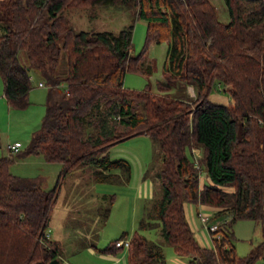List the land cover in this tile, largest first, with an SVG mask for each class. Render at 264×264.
I'll use <instances>...</instances> for the list:
<instances>
[{
  "label": "trees",
  "instance_id": "trees-1",
  "mask_svg": "<svg viewBox=\"0 0 264 264\" xmlns=\"http://www.w3.org/2000/svg\"><path fill=\"white\" fill-rule=\"evenodd\" d=\"M223 1L226 23L210 0H0L8 107L29 106L34 79L49 91L64 86L60 96L49 93L26 148L0 156V264L59 261L61 244L47 232L60 181L78 166L91 167L98 182L129 181L130 162L110 151L138 135L158 142L161 194L145 206L139 232L123 233L102 253H117L125 246L116 242L129 236L127 264H167L161 244L189 264H256L264 244L239 257L233 225L264 222V0ZM108 6L146 22L139 54H130L133 25L118 33L76 31L65 15ZM151 43L167 44L162 79L155 89L126 88L125 73L152 72L144 65ZM215 86L230 96L227 105L209 101ZM29 155L61 164L52 188L13 173L15 159ZM201 176L208 182L201 185ZM185 203L212 209L219 225L210 248L197 241ZM151 229L159 230V241L140 233Z\"/></svg>",
  "mask_w": 264,
  "mask_h": 264
},
{
  "label": "rangeland",
  "instance_id": "rangeland-1",
  "mask_svg": "<svg viewBox=\"0 0 264 264\" xmlns=\"http://www.w3.org/2000/svg\"><path fill=\"white\" fill-rule=\"evenodd\" d=\"M210 1L214 5L219 21L228 22L229 15L224 1ZM65 15L76 31L118 33L127 26L133 25L130 54L135 56L144 48L146 22L135 20L128 10L113 6L95 9L69 8L65 11ZM166 48V43L149 44L145 52L144 65L145 67L151 65L152 72L146 75L127 72L124 76V86L134 90L155 89L157 80L163 77ZM33 86L29 94L30 105L25 109H9L8 111L5 99L0 97V142L2 145L20 142L24 150L32 133L39 129L46 112L47 89L46 86L38 87L35 79ZM177 86L183 85L177 83L175 87ZM175 87L172 89L173 92ZM177 89L180 92L181 88L177 87ZM188 89L193 97V88L189 86ZM230 100L223 86L213 87L209 101L227 105ZM110 152V154L116 153L117 158H126L130 162L132 170L129 181L126 182L121 178L119 182L116 180L98 182L89 166H78L60 181L57 201L49 222L57 241L62 245L63 259L60 264H119L109 257L101 256L105 254L102 251L123 233H128L130 236L135 231L139 232L138 223L145 213V206L161 194L156 176L159 169V147L156 140L146 135H138L117 144ZM193 152L195 155L199 154L195 149ZM11 170L19 176L35 179L45 189H50L55 184L61 164L47 162L40 155H29L16 158ZM112 172L119 174L118 170ZM151 189L153 197L149 196ZM198 212L212 213L208 208L206 210L196 208L193 209L190 220L193 231L200 235L204 233L206 243L211 245L210 233L199 221L196 215ZM263 230L264 222L246 219L236 221L233 225V245L236 254L239 257L247 256L252 250L264 244ZM158 231L151 229L140 233L150 241L157 242L160 240ZM128 237L123 240H128ZM161 245L167 264H189V258L178 256L170 245ZM88 246L93 247L94 251L92 252ZM113 255L122 256L123 254L117 251ZM263 263L262 251L256 264Z\"/></svg>",
  "mask_w": 264,
  "mask_h": 264
},
{
  "label": "crops",
  "instance_id": "crops-1",
  "mask_svg": "<svg viewBox=\"0 0 264 264\" xmlns=\"http://www.w3.org/2000/svg\"><path fill=\"white\" fill-rule=\"evenodd\" d=\"M1 79V78H0ZM36 80V82L38 83V82H40V80H38V79H35ZM38 87H40V88H43V87H45L44 85H42V86H38ZM189 88V87H188ZM46 89H47V97H46V102H47V98H48V96H49V93H52V95H54V96H60L61 94H62V91L64 90V86L62 85V86H60V87H58V88H54L53 90H51V91H49V89L46 87ZM32 90V89H31ZM31 92V91H30ZM1 94H2V96H1ZM188 95H190L191 96V93H190V90L188 89ZM0 97H2V98H4V85H3V81H2V79L0 80ZM5 99V98H4ZM6 105V107H8V105L7 104H5ZM30 105V104H29ZM9 109H11V108H9L8 107V111H10ZM195 151H196V153L198 152L199 153V149H195ZM0 156H7V157H9L8 156V152H7V150H6V145L5 144H3L2 145V142H0ZM110 156L111 157H116V153L115 154H110ZM208 178L207 177H205V176H201L200 177V184L201 185H203V183H206V182H208ZM228 190H232V189H228ZM153 190L151 189L150 190V194H149V196H151V195H153V192H152ZM146 196H147V194H146ZM194 207V208H193ZM196 208H198V209H205L206 210V208H208V210L209 211H211L212 209H210L209 207H205V206H198V205H194V204H191V203H185L184 204V212H185V216H186V219H187V221H188V223H189V226H190V228H191V225H190V220H191V217H192V213H193V209H196ZM213 211H215L214 209H213ZM212 211V212H213ZM197 215V214H196ZM140 222V221H139ZM138 227H139V223H138ZM191 230L193 231V229L191 228ZM194 232V231H193ZM47 236L50 238V239H52V240H58L55 236L56 235H54V230H53V228H51L50 227V225H49V230H48V232H47ZM194 235H195V237H196V239H197V241L199 242V244L201 245V246H203V247H208V248H210L211 246H212V244L211 245H208V243H206V236H205V234L203 233L202 235H200V234H196L195 232H194ZM122 242H126V241H128L127 239L126 240H121ZM61 244V243H60ZM123 247V246H122ZM61 248H62V245H61ZM88 248L93 252L94 250H93V247H91V246H88ZM120 252H122V256L121 255H113V254H101V256H105V257H109V258H111V259H113V260H115L117 263H121V262H123V264H127V250H126V248L124 247L123 249L121 248V250H119ZM124 251H126L125 252V254L123 253ZM63 252V251H62ZM61 251H60V256H59V261H58V263L60 264L61 262H62V259H63V253H62Z\"/></svg>",
  "mask_w": 264,
  "mask_h": 264
},
{
  "label": "built area",
  "instance_id": "built-area-1",
  "mask_svg": "<svg viewBox=\"0 0 264 264\" xmlns=\"http://www.w3.org/2000/svg\"><path fill=\"white\" fill-rule=\"evenodd\" d=\"M38 86H42V83H39ZM22 149H23V145L20 142L8 143L6 145V150L8 152V155H14V154L20 152ZM197 217H198L199 221L201 222L202 226L209 233L215 232L218 229L219 223L211 220V214H202L201 212H198ZM115 245H116V247L127 246L128 241H126V242L118 241V242H116Z\"/></svg>",
  "mask_w": 264,
  "mask_h": 264
},
{
  "label": "water",
  "instance_id": "water-1",
  "mask_svg": "<svg viewBox=\"0 0 264 264\" xmlns=\"http://www.w3.org/2000/svg\"><path fill=\"white\" fill-rule=\"evenodd\" d=\"M57 263H58V260L57 259H54V260L50 261L49 264H57Z\"/></svg>",
  "mask_w": 264,
  "mask_h": 264
}]
</instances>
